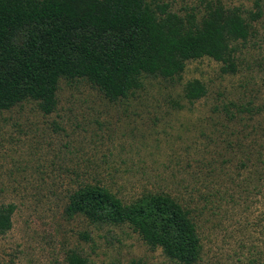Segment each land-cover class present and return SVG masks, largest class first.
<instances>
[{"label":"rangeland","instance_id":"obj_1","mask_svg":"<svg viewBox=\"0 0 264 264\" xmlns=\"http://www.w3.org/2000/svg\"><path fill=\"white\" fill-rule=\"evenodd\" d=\"M172 1L185 15L204 0ZM224 1L253 8V0ZM255 25L238 43L234 73L210 57L191 60L181 77H150L119 100L87 80L62 79L54 111L31 98L1 110L0 206L15 205L13 227L0 236L5 264H68L74 250L93 264H178L128 222L99 227L67 215L71 195L87 184L126 202L144 192L174 196L197 222V264L264 259V190L247 188L255 163L246 146L264 136V7ZM193 79L207 94L190 101L184 87Z\"/></svg>","mask_w":264,"mask_h":264},{"label":"trees","instance_id":"obj_2","mask_svg":"<svg viewBox=\"0 0 264 264\" xmlns=\"http://www.w3.org/2000/svg\"><path fill=\"white\" fill-rule=\"evenodd\" d=\"M172 2L0 0V111L28 98L40 101L44 111H54L62 79L87 80L110 100H119L141 90L150 77H181L191 60L210 57L222 63L224 72H236L238 43L256 33L264 0H253L251 9L204 0L202 9L192 7L185 15ZM184 92L194 101L207 94V86L193 79ZM246 146L255 163L247 188L255 184L250 193L263 191L264 136ZM235 187L240 194L247 189L239 183ZM14 210V204L0 206V236L13 227ZM65 212L84 215L99 227L128 222L178 264H197L202 254L192 211L169 193L144 192L126 202L106 186L87 184L71 195ZM2 257L0 251V264H5ZM66 260L93 264L76 250ZM252 264H264V259Z\"/></svg>","mask_w":264,"mask_h":264}]
</instances>
